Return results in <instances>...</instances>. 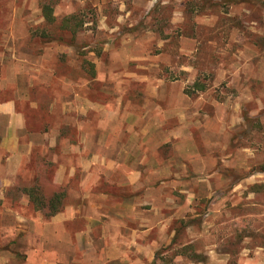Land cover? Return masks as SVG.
I'll return each instance as SVG.
<instances>
[{
	"label": "rangeland",
	"instance_id": "1",
	"mask_svg": "<svg viewBox=\"0 0 264 264\" xmlns=\"http://www.w3.org/2000/svg\"><path fill=\"white\" fill-rule=\"evenodd\" d=\"M43 4L52 6L58 21L46 22ZM67 17L72 18L67 28H59ZM0 27L16 38L9 45L27 57V65L53 70L49 88L56 92L62 91L63 75L83 74L87 81L95 74L102 99L122 91L131 97L123 104H140L144 87L123 75L125 56L149 54L159 61L152 67L162 71L151 74L167 85L164 104L181 106L179 121L168 120L180 137L162 150L164 182L136 190L147 196L146 223L155 242L143 264H264V6L219 0H0ZM137 65L128 69L138 71ZM31 175L18 174V181L27 184ZM40 183L53 191L45 180ZM19 192L5 190V208L31 216L35 206L15 203ZM24 224L6 211L7 264L25 262V253L10 252L13 240L28 239L20 231Z\"/></svg>",
	"mask_w": 264,
	"mask_h": 264
},
{
	"label": "crops",
	"instance_id": "2",
	"mask_svg": "<svg viewBox=\"0 0 264 264\" xmlns=\"http://www.w3.org/2000/svg\"><path fill=\"white\" fill-rule=\"evenodd\" d=\"M0 31V264L9 261L2 227L6 211L25 222L20 231L28 239L34 236L12 242L11 255L25 253L23 264H143L155 242L146 223L147 196L136 190L164 182L162 150L180 137L168 120L179 121L181 106L164 104L167 85L151 74L162 71L152 67L159 61L149 54L125 56L123 75L144 87L140 104H123L131 97L122 91H112L105 101L93 84L95 74L87 81L83 74L60 76L62 91L56 92L49 88L53 70L27 65V57L9 45H16V38ZM134 62L140 70L128 69ZM25 172L32 174L27 184L17 177ZM41 173L49 176L43 179ZM44 180L65 192L54 215L46 218L34 209L25 216L5 208V190L12 188L21 190L15 203L33 206L23 188Z\"/></svg>",
	"mask_w": 264,
	"mask_h": 264
},
{
	"label": "trees",
	"instance_id": "3",
	"mask_svg": "<svg viewBox=\"0 0 264 264\" xmlns=\"http://www.w3.org/2000/svg\"><path fill=\"white\" fill-rule=\"evenodd\" d=\"M219 1H222V3L227 6L232 5V4H238V3H248V4L254 3V4H259V5L264 6V0H219ZM42 13H43V16L46 22L53 23V22L58 21V18L54 14V11L51 5L43 4ZM70 17L63 18V21H65L64 26L62 25L59 28L65 30L68 26L67 23H69V21L72 19ZM71 28H73V32L75 34L77 30V26H74V27L72 26ZM83 63H88L92 69L94 68V63L89 62L88 60L84 59ZM194 85L196 88L200 90L204 89V86H201L199 82H195ZM245 118L247 121L253 119L249 116L248 117L246 116ZM253 187H254L253 190L255 191V189L259 188L260 186L256 184ZM24 189H25V192L29 195L30 200L33 203V206H35L36 209L44 210L46 212V215L48 216L54 215L57 211L61 209L62 205H61L60 198H62V196H64L65 194L63 190L57 189L55 191L53 190L51 192H46L44 188L38 184H34L31 187L26 186ZM151 264H155V261H153Z\"/></svg>",
	"mask_w": 264,
	"mask_h": 264
}]
</instances>
